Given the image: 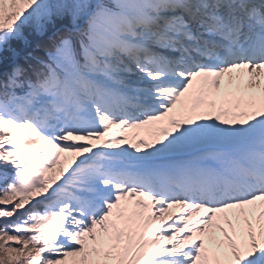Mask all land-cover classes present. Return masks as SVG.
Wrapping results in <instances>:
<instances>
[{"label":"snow or ice","instance_id":"snow-or-ice-1","mask_svg":"<svg viewBox=\"0 0 264 264\" xmlns=\"http://www.w3.org/2000/svg\"><path fill=\"white\" fill-rule=\"evenodd\" d=\"M0 264H264V0H0Z\"/></svg>","mask_w":264,"mask_h":264}]
</instances>
